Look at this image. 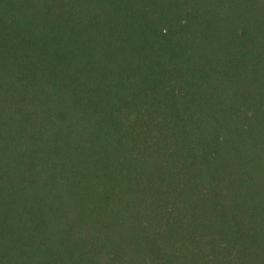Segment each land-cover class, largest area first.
Segmentation results:
<instances>
[{
	"label": "trees",
	"instance_id": "1",
	"mask_svg": "<svg viewBox=\"0 0 264 264\" xmlns=\"http://www.w3.org/2000/svg\"><path fill=\"white\" fill-rule=\"evenodd\" d=\"M0 264H264V0H0Z\"/></svg>",
	"mask_w": 264,
	"mask_h": 264
}]
</instances>
